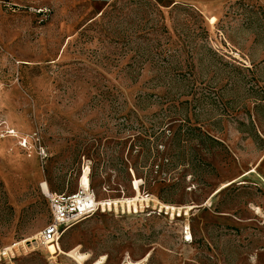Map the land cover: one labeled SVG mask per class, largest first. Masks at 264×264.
Instances as JSON below:
<instances>
[{
  "label": "rangeland",
  "instance_id": "rangeland-1",
  "mask_svg": "<svg viewBox=\"0 0 264 264\" xmlns=\"http://www.w3.org/2000/svg\"><path fill=\"white\" fill-rule=\"evenodd\" d=\"M83 177L119 203L51 254L41 183ZM11 247L0 264H264V0H0Z\"/></svg>",
  "mask_w": 264,
  "mask_h": 264
},
{
  "label": "built area",
  "instance_id": "built-area-1",
  "mask_svg": "<svg viewBox=\"0 0 264 264\" xmlns=\"http://www.w3.org/2000/svg\"><path fill=\"white\" fill-rule=\"evenodd\" d=\"M26 145L24 140L23 146ZM51 219L38 233L35 241L39 245H56L62 234L73 225L90 217L97 211L115 208L111 201H97L88 187H78L74 193L52 192L47 194ZM13 256V247L0 250V262Z\"/></svg>",
  "mask_w": 264,
  "mask_h": 264
},
{
  "label": "bare ground",
  "instance_id": "bare-ground-1",
  "mask_svg": "<svg viewBox=\"0 0 264 264\" xmlns=\"http://www.w3.org/2000/svg\"><path fill=\"white\" fill-rule=\"evenodd\" d=\"M88 184H89V180L87 177H83V181H82V189L88 187ZM80 187V186H79ZM41 188L44 192H46V194H49V191H48V188H47V185L43 182L41 183ZM128 200V199H127ZM109 201V200H108ZM136 201V200H135ZM133 202V201H132ZM111 204L113 203V205H115V207L117 206V204L119 203L118 201H111L110 202ZM134 203V202H133ZM132 203V204H133ZM121 205L123 203H120ZM126 204H129V202H127ZM135 204V203H134ZM168 207V206H167ZM135 208V207H134ZM166 208V207H165ZM187 240H190L191 239V235L187 233V237H186ZM47 246V245H46ZM48 250L51 254L53 253H57V250H56V247L54 245H49L48 244Z\"/></svg>",
  "mask_w": 264,
  "mask_h": 264
},
{
  "label": "trees",
  "instance_id": "trees-1",
  "mask_svg": "<svg viewBox=\"0 0 264 264\" xmlns=\"http://www.w3.org/2000/svg\"><path fill=\"white\" fill-rule=\"evenodd\" d=\"M59 193H60V192H59ZM82 221H83V220H82ZM80 222H81V221H80ZM75 225H76V224H75ZM73 226H74V225H73ZM70 228H71V227H70ZM70 228H68V229H70ZM68 229H67V230H68ZM67 230H66V231H67ZM66 231H65V232H66ZM65 232H64V233H65ZM64 233L62 234V236L64 235ZM62 236H61V237H62ZM61 237H60V238H61Z\"/></svg>",
  "mask_w": 264,
  "mask_h": 264
}]
</instances>
